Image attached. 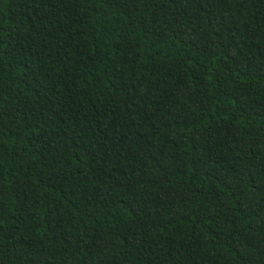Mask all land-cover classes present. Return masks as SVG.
Here are the masks:
<instances>
[{
    "label": "trees",
    "instance_id": "obj_1",
    "mask_svg": "<svg viewBox=\"0 0 264 264\" xmlns=\"http://www.w3.org/2000/svg\"><path fill=\"white\" fill-rule=\"evenodd\" d=\"M0 264H264V0H0Z\"/></svg>",
    "mask_w": 264,
    "mask_h": 264
}]
</instances>
